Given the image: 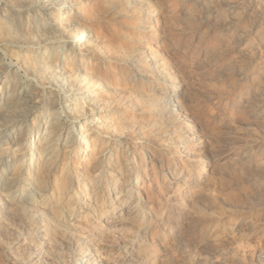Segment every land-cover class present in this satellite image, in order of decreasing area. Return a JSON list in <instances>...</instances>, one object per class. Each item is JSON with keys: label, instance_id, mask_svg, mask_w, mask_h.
<instances>
[{"label": "rangeland", "instance_id": "obj_1", "mask_svg": "<svg viewBox=\"0 0 264 264\" xmlns=\"http://www.w3.org/2000/svg\"><path fill=\"white\" fill-rule=\"evenodd\" d=\"M85 3L91 41L106 55L100 70L108 86L121 94L127 76H152L150 57L156 56L174 82L165 91L176 94L175 128L187 141L181 154L171 152L155 136L169 127L155 121L151 131L150 116L129 114L127 124L139 127L123 135L105 163L124 155L134 166L144 212L135 225L102 237L103 261L116 264L123 248L135 244L140 264H264V6L259 0ZM140 4L149 13L145 22ZM137 51L134 66L143 71L116 62ZM64 155L61 163L75 173L82 157Z\"/></svg>", "mask_w": 264, "mask_h": 264}, {"label": "bare ground", "instance_id": "obj_2", "mask_svg": "<svg viewBox=\"0 0 264 264\" xmlns=\"http://www.w3.org/2000/svg\"><path fill=\"white\" fill-rule=\"evenodd\" d=\"M85 2L0 0V264H107L102 237L135 225L144 212L135 195L136 169L124 155L108 162V182L103 177L123 135L139 127L127 117L150 116L151 131L155 121L169 127L155 136L171 152L181 154L187 143L175 128L176 94L165 91L174 82L156 56L152 76H127L121 94L108 86L100 70L106 55L91 41ZM140 8L145 22L149 13ZM138 57L137 51L116 62L134 68ZM71 153L82 157L75 173L61 163ZM84 216L86 223H77ZM135 246H125L116 264H140Z\"/></svg>", "mask_w": 264, "mask_h": 264}]
</instances>
